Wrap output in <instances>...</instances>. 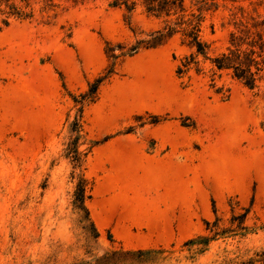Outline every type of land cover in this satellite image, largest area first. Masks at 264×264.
Segmentation results:
<instances>
[{
  "label": "rangeland",
  "instance_id": "obj_1",
  "mask_svg": "<svg viewBox=\"0 0 264 264\" xmlns=\"http://www.w3.org/2000/svg\"><path fill=\"white\" fill-rule=\"evenodd\" d=\"M209 1L212 56L264 17V0ZM13 2L32 18L0 6V264H264V82L209 63L180 77L191 50L177 35L119 59L81 114L72 96L109 66L106 43L126 50L164 19L108 0ZM75 121L81 167L66 157ZM81 175L98 237L75 204ZM199 237L212 240L188 244Z\"/></svg>",
  "mask_w": 264,
  "mask_h": 264
},
{
  "label": "trees",
  "instance_id": "obj_2",
  "mask_svg": "<svg viewBox=\"0 0 264 264\" xmlns=\"http://www.w3.org/2000/svg\"><path fill=\"white\" fill-rule=\"evenodd\" d=\"M25 2L27 0H24ZM113 8L124 9L130 16L142 7L144 11L153 17L164 19L163 28L152 32L148 39L138 40L134 45L125 50L122 45H112L106 43V56L110 62L104 73L96 78L88 87L87 91L79 96H72L79 112L83 114L86 103H94L99 94L100 88L116 75V65L119 59L132 57L142 49H155L164 45L173 37L180 35L182 45L191 50L189 56L180 61L177 74L182 77L190 70L195 69L197 73L202 71L201 63H209L214 73H227L231 78L239 81L243 86L250 90L260 88L264 82V17L259 15L251 16L247 20H241L235 25V29L230 34L228 47L224 52L211 55V45L203 40L202 28L206 14L217 9L214 1L193 0L196 12L188 14L186 6L187 0H108ZM4 5L8 11L4 12L9 16L26 20L32 18V12L28 13L22 8L17 7L13 0H0V6ZM29 7L28 3L25 9ZM5 26L8 21L4 20ZM119 51V53H117ZM156 119L152 124H158ZM73 136L66 148V157H70L77 167L82 166L83 157L88 152L80 151V140L82 129L78 121H75L70 128ZM88 182L84 175L79 177L75 191V204L79 211L84 213L85 218L93 226L90 220L89 211L85 205L87 199ZM216 213V210H214ZM246 214L243 215L245 217ZM209 228L210 223H206ZM226 230H222V234ZM211 238L202 237L188 242L190 245H208ZM142 251H140L141 253ZM151 251H147L149 253Z\"/></svg>",
  "mask_w": 264,
  "mask_h": 264
}]
</instances>
